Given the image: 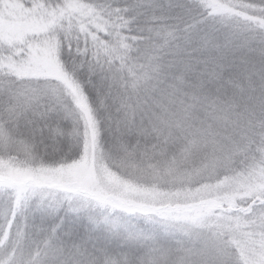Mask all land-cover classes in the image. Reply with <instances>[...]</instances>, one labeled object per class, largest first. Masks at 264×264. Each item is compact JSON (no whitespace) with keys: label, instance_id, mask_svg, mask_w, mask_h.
Segmentation results:
<instances>
[{"label":"snow or ice","instance_id":"6c2138e0","mask_svg":"<svg viewBox=\"0 0 264 264\" xmlns=\"http://www.w3.org/2000/svg\"><path fill=\"white\" fill-rule=\"evenodd\" d=\"M0 264H264V0H0Z\"/></svg>","mask_w":264,"mask_h":264}]
</instances>
